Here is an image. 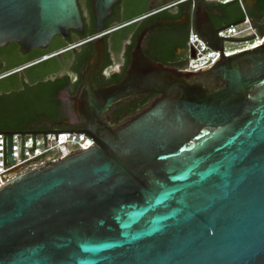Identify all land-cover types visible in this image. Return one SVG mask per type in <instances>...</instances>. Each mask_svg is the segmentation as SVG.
Instances as JSON below:
<instances>
[{"label":"water","instance_id":"1","mask_svg":"<svg viewBox=\"0 0 264 264\" xmlns=\"http://www.w3.org/2000/svg\"><path fill=\"white\" fill-rule=\"evenodd\" d=\"M119 0H91L100 34L75 97L72 129L0 131L13 160L14 135L83 133L88 148L26 169L0 186V264H264V40L230 54L207 11L195 27L220 51L190 71L147 58L137 39L124 78L98 86L105 21ZM244 4V1H243ZM237 21L233 24L240 23ZM83 34L78 0H0V47L47 48ZM258 33L264 34V26ZM150 105L110 127L106 114L133 96Z\"/></svg>","mask_w":264,"mask_h":264},{"label":"trees","instance_id":"2","mask_svg":"<svg viewBox=\"0 0 264 264\" xmlns=\"http://www.w3.org/2000/svg\"><path fill=\"white\" fill-rule=\"evenodd\" d=\"M150 1L124 0L120 21L108 23L102 34L108 53L106 54V64L111 63L112 52H120L122 42L134 31V23L127 25L125 23L146 13ZM186 2L188 11H190L194 0ZM200 2L206 10L214 12L215 7L212 2L207 0H200ZM258 5L259 13L255 14L253 11H246L240 0L221 3L218 8L222 12L224 21L235 23L244 19L247 14L259 18L263 14L264 0H260ZM123 23L124 25L121 26ZM191 24L181 29L183 33L181 39L175 36L168 39L167 29L163 26L156 29V33L151 34L152 32H150L145 42L151 47L150 51L156 55L161 57L163 52L162 58L168 62L167 64L163 63L164 65L183 68L185 60L175 61V53L179 48L189 47L188 37ZM257 27L260 30L262 25H257ZM100 34L96 30L95 16L91 9L89 21L85 22L84 33L72 31L74 39H71V35L68 38L58 35L47 48H37L31 51H24L16 43H8L6 46L0 47V131L49 129L50 127L43 125V122L56 115L54 108L60 102L57 97L60 90L65 88L71 90V78L67 75L57 76L71 60V42L81 43L77 52L79 65H82L79 69L81 81L82 71L86 68L94 52L95 41L92 38ZM138 35H140V30L135 33L131 48L136 44ZM167 48H169L168 52L165 53L164 50ZM45 56L47 58H44ZM187 58L189 59V57ZM151 60L157 62L154 58ZM130 61L129 57L123 73L109 78L102 74L101 79L106 83L121 80L126 75ZM54 75L57 77L52 78ZM155 96L157 94H143L118 103L107 113L109 126L115 127L142 111L150 105Z\"/></svg>","mask_w":264,"mask_h":264},{"label":"flooded vegetation","instance_id":"3","mask_svg":"<svg viewBox=\"0 0 264 264\" xmlns=\"http://www.w3.org/2000/svg\"><path fill=\"white\" fill-rule=\"evenodd\" d=\"M186 1L187 0H151L149 3V9L146 11V13H144L143 15L125 23V25L134 23V26H135L134 31L131 32L129 37L122 42V48H121L120 52H118V53L112 52L110 64H106L107 58L105 55L104 64H103L99 74L96 76V79H95L96 84L98 86L109 85L112 83L119 82L124 78L123 77L121 80L106 83L105 80L101 79V76L103 74L104 76L109 78V77H112L116 74L123 73L125 66H126L127 59L130 57L131 61H132V53H133V51L137 45V41H136V44L133 46V48H131L132 43L134 42L135 33L138 30H140V34H141V32L145 28L149 27L151 24H153L159 20H165V21H167V23L159 25V26H155L153 29L149 30L147 35L144 37V39L142 41L141 47H142L144 55L147 58H149V59L154 58L155 60H157V62H160V63L162 62V64L163 63L167 64L168 62H165L164 58H162L163 52L161 53V57H160V55L158 56L154 52L150 51L151 47L149 46V44H147L145 42V39L148 35H150V32H152L151 34H153L154 32L156 33V29L163 27V26L166 27V29H167L166 31L168 32V36L167 35L166 36L168 39L173 37V36L181 39L183 37L182 36L183 33H182L181 29L183 27H185L186 25L191 24V23L192 24L190 26V29L194 28L196 30L194 19L196 16L198 6L199 5L202 6V4H201L200 0H194L193 4L191 5L190 11H188ZM207 1L212 2V5L215 7L214 12H212V11L210 12V11L206 10L203 6L202 7L207 11V13L209 14L213 24L217 28L227 27V26L233 24V22H227V21L223 20L222 12L218 8L219 4L229 3L232 0H207ZM243 1H244V4H243ZM78 2L80 5V8H81L84 23H85L86 21H89V18H90V12L92 9L91 0H78ZM240 2H241L242 7L246 11L247 10L253 11L254 14L257 12L259 13V9H258L259 5L258 4H259L260 0H240ZM123 5H124V0H119V2L114 6L113 13L105 21V28L108 25V23H111L112 21L113 22L114 21L115 22L120 21V19L122 17L121 14H123V12H122L123 11ZM92 11H93V9H92ZM247 17L250 19V21H252V23L256 26V28H258L257 25H262V27L264 26V8H263V14L259 18H254L251 15L247 14L244 19L239 20V21H244ZM123 25H124V23L121 24V26H123ZM262 27H260V29ZM72 31H75V30L71 29L69 31V37L71 35V39H74V37H72ZM103 37H104V35H103ZM138 37H139V35H138ZM80 44L81 43H79V42H77V43L71 42V60L69 61L68 66H65L63 68V70L59 74H57V76L67 75L69 78H71V90L69 88H65V89L60 90V92L57 96L58 99L60 100V102L58 103L57 107L54 108L56 115L49 117L47 120H45L43 122V125L48 126L51 129H54V128H56V129H72L75 126L82 124L84 121L83 118L78 116L76 111H75V107H76L75 97L77 95L78 88L81 85L82 80H83V77H82V80L80 81L79 69L82 67V65H79V61H78V57H77L78 56L77 52L81 47ZM169 48L164 50V52L165 53L168 52ZM105 49H106V54H108L106 44H105ZM190 55H191L190 47L179 48L175 53V61L179 62V61L185 60V63H184V65H185L187 63V60H188L187 57H189ZM44 58H47V56H45ZM116 61H118V62H116ZM131 61H130V64H131ZM175 67H177V66H175ZM85 69H84V71H85ZM84 71H82V72L84 73ZM57 76L54 75V76H52V78H55ZM105 120L108 124L107 114H106Z\"/></svg>","mask_w":264,"mask_h":264},{"label":"built area","instance_id":"4","mask_svg":"<svg viewBox=\"0 0 264 264\" xmlns=\"http://www.w3.org/2000/svg\"><path fill=\"white\" fill-rule=\"evenodd\" d=\"M247 17L244 21L230 25L220 32L222 36L243 37L254 34V40L243 42L242 47L226 49L228 55L244 49H249L262 44L264 34ZM188 43L191 55L182 69L194 71L205 68L214 63L221 55L220 51L211 48L205 39L194 28L190 29ZM51 129V128H49ZM56 129V128H54ZM45 130V129H44ZM94 140L83 133H57L50 132L36 135L34 150V135L24 136V155H22V136L14 135L12 140L13 160H8V139L4 133H0V186L11 180L16 174L48 161L56 160L63 155L82 148H88Z\"/></svg>","mask_w":264,"mask_h":264},{"label":"rangeland","instance_id":"5","mask_svg":"<svg viewBox=\"0 0 264 264\" xmlns=\"http://www.w3.org/2000/svg\"><path fill=\"white\" fill-rule=\"evenodd\" d=\"M224 45H225L226 49H233L235 47H242L243 46V43L232 42V41H225V44ZM116 62H118V61H116Z\"/></svg>","mask_w":264,"mask_h":264}]
</instances>
